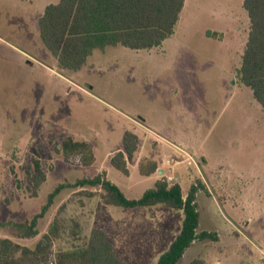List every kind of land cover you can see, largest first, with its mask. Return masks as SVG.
Returning <instances> with one entry per match:
<instances>
[{
  "label": "rangeland",
  "instance_id": "rangeland-1",
  "mask_svg": "<svg viewBox=\"0 0 264 264\" xmlns=\"http://www.w3.org/2000/svg\"><path fill=\"white\" fill-rule=\"evenodd\" d=\"M57 1L0 0V240L32 251L47 244L44 235L57 224L48 264H78L89 230L98 226L126 264H156L180 231L181 210L162 204L124 210L99 203L98 188H66L38 219L35 236H18L12 223L30 220L58 183L106 169L126 197L139 198L155 175L141 179L138 169L124 175L107 154L122 149L135 120L169 125L171 117L182 143L150 132L154 151L146 156L164 163L176 156L168 144L194 156L199 171L182 164L164 170L182 183L183 194L197 179L204 183L195 194L196 233L216 235L197 238L177 264H264V108L237 77L249 30L243 0H184L160 46L95 49L77 71L59 69L39 38L38 16ZM67 136L89 143L96 162H67L57 151ZM34 159L45 173L35 196ZM14 260L42 264L45 255L19 253Z\"/></svg>",
  "mask_w": 264,
  "mask_h": 264
},
{
  "label": "trees",
  "instance_id": "trees-1",
  "mask_svg": "<svg viewBox=\"0 0 264 264\" xmlns=\"http://www.w3.org/2000/svg\"><path fill=\"white\" fill-rule=\"evenodd\" d=\"M243 8L249 18V30L237 77L240 83L251 89L254 99L264 108V0H243ZM184 6V0H58L47 4L37 20L39 38L43 46L56 61L61 70L77 71L95 49L122 45L130 49L158 47L174 31ZM122 149L109 159L111 167L129 175L131 162L139 147V138L132 130L123 135ZM58 152L65 160L79 165H90L95 161L92 147L84 140L69 136L62 139ZM36 173L32 176L31 191L36 195L38 187L45 180L37 159L33 160ZM141 175L149 176L158 170L155 161L141 159L138 163ZM98 188V202L118 206L124 210L135 207L165 205L183 213L179 233L162 252L156 264H177L185 249L197 238L216 237L212 232L196 233L198 212L195 194L203 189L204 183L197 179L186 194L181 182L167 183L158 179L139 198H128L121 189L101 171L91 177L77 178L71 182L58 183L47 195L45 203L30 220L12 223L18 236L32 237L37 231V221L44 216L56 195L66 188ZM56 223V222H54ZM57 234V224L48 232ZM49 234L44 237L47 244L37 243L34 250L21 247L9 239L0 240V264H17L15 254L23 257L29 254L44 256L42 264H48L50 248ZM78 264H126L115 253L114 244L108 232L98 226L92 227L82 248L77 254ZM190 264H205L194 259Z\"/></svg>",
  "mask_w": 264,
  "mask_h": 264
},
{
  "label": "crops",
  "instance_id": "crops-1",
  "mask_svg": "<svg viewBox=\"0 0 264 264\" xmlns=\"http://www.w3.org/2000/svg\"><path fill=\"white\" fill-rule=\"evenodd\" d=\"M43 11V10H42ZM41 14V13H40ZM39 14V16H40ZM38 16V18H39ZM180 18V16H179ZM179 21V19H178ZM53 58V57H52ZM53 61L55 62L54 64H56V61L54 60L53 58ZM132 124L134 125L133 127V131L137 134L138 138H139V147H138V150L135 154V157L133 158V160L131 162H128V167H129V175L131 173V170L133 169H138V163L141 159H149V160H152V161H155L158 165V170L154 173H152L151 175L149 176H144V175H141L140 173V178L143 179V177H147L149 178L150 176L152 175H155V180H158L160 179L159 175L161 174V169L163 168V162H159L158 160L150 157V156H146L148 155L149 153H151L152 151H154V148H150L148 147V143H147V137L146 135L149 134L150 132H153V131H164V134L166 135V137H168V139H171L172 141H175L174 143H182L181 140L178 139V136H180L179 134V128L177 127V124H173L171 127H170V124H171V117L169 118V125L168 123H165L164 124H158L157 122H154L153 119H151L149 121V124L147 122V120L145 118L143 119H140L138 121H134L132 122ZM136 129H139L138 131ZM178 146V145H177ZM182 147V146H181ZM168 150L171 151L172 154H174V150L173 148L168 144L167 146ZM185 148V147H184ZM93 150V149H92ZM117 150H120L119 148L110 152L109 154H107L108 157V162H109V159L110 157L117 151ZM94 153V152H93ZM95 155V154H94ZM95 157V156H94ZM96 162V157H95V161ZM108 170L109 169H106V170H103L106 174V177L111 180L108 176ZM139 170V169H138ZM137 170V171H138ZM101 172V171H100ZM99 173V172H97ZM96 173V174H97ZM139 174V173H138ZM128 176V175H127ZM112 181V180H111ZM113 182V181H112ZM114 183V182H113ZM117 185V184H116ZM118 186V185H117ZM152 187V186H151ZM150 188V187H148ZM147 188V189H148ZM122 191V190H121ZM145 191V190H144ZM123 192V191H122ZM124 193V192H123ZM125 195V193H124ZM126 196V195H125Z\"/></svg>",
  "mask_w": 264,
  "mask_h": 264
},
{
  "label": "built area",
  "instance_id": "built-area-1",
  "mask_svg": "<svg viewBox=\"0 0 264 264\" xmlns=\"http://www.w3.org/2000/svg\"><path fill=\"white\" fill-rule=\"evenodd\" d=\"M173 150H175V157H171L165 160L163 163V168L161 169V174L159 175L160 179H165L167 183H175L179 182L178 178L173 177V175L166 174L164 169H169L170 171L175 170V166L182 164L185 167L192 166L197 171H199V166L194 158V156L184 148L177 147L175 145L172 146Z\"/></svg>",
  "mask_w": 264,
  "mask_h": 264
}]
</instances>
